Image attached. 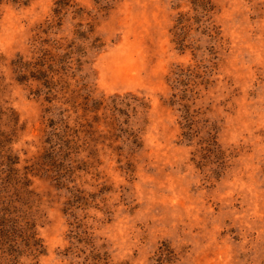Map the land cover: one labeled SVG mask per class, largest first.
Returning a JSON list of instances; mask_svg holds the SVG:
<instances>
[{
  "label": "rangeland",
  "instance_id": "obj_1",
  "mask_svg": "<svg viewBox=\"0 0 264 264\" xmlns=\"http://www.w3.org/2000/svg\"><path fill=\"white\" fill-rule=\"evenodd\" d=\"M57 1L0 0V264H264V0Z\"/></svg>",
  "mask_w": 264,
  "mask_h": 264
},
{
  "label": "trees",
  "instance_id": "obj_2",
  "mask_svg": "<svg viewBox=\"0 0 264 264\" xmlns=\"http://www.w3.org/2000/svg\"><path fill=\"white\" fill-rule=\"evenodd\" d=\"M57 4L60 7H72L73 6V0H58ZM195 4L198 6L201 14H203L202 15L203 17L207 16L214 9V7H212L211 2L209 0H195ZM190 19H191V17L188 16L186 13L179 14V17L176 19V24H175V27L173 29V36H174L173 41L179 45L180 49H184L186 47V44H185V37L187 36L186 29L188 27V22ZM207 20H209V19H206V21ZM203 28L206 31L210 30L209 26H205ZM214 29L215 28H211V31H209V36L212 38L215 37L214 33H212ZM41 74H43V73L40 70H35V71L30 70L27 74L22 73L18 79L19 80H25L26 78H30V77L40 79ZM110 99L115 104L124 103L126 106H131L133 103L143 104L142 100L132 93H127L123 96L117 94V95L111 97ZM101 103H102V101H101ZM5 109L6 110L10 109V111H9V112H11L10 118L12 120H15L13 117V115L15 114V111L11 108H5ZM2 110H3L2 107H0V112H2ZM113 120H117V119L114 118ZM13 163L15 164V163H17V161H14ZM2 228L5 229V232H4V235L1 237L8 239V240H11V241H13L12 238L15 234V231H14L15 228H18L21 230H22V228H26L28 233H25V235L28 237V239H35L36 243H34L33 246L34 247L36 246V248L43 246V245H41V243L36 241V239L38 238L36 235V232L30 230V228L34 229V225L30 226V223L26 220L24 221V223L20 224L19 220L11 219V221L9 220V223L7 225H5V227H2ZM37 243H38V245H37ZM35 250L37 252L41 253V250L40 251H39V249H35Z\"/></svg>",
  "mask_w": 264,
  "mask_h": 264
}]
</instances>
